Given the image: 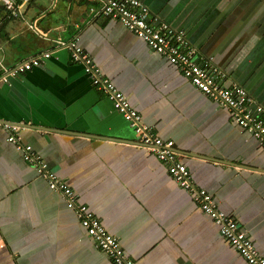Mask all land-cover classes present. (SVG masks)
<instances>
[{
	"label": "crops",
	"instance_id": "obj_1",
	"mask_svg": "<svg viewBox=\"0 0 264 264\" xmlns=\"http://www.w3.org/2000/svg\"><path fill=\"white\" fill-rule=\"evenodd\" d=\"M140 1L152 24L164 21L186 34L195 59L211 60L222 84L243 87L264 107V0ZM100 6L99 0L25 2L22 17L6 27L1 58L12 66L51 56L0 82V123H27L19 130L25 142L137 264H248L193 193L142 145L84 65L68 48H56L58 40L81 36L110 82L159 136L174 141L197 188L214 197L264 258L263 144L137 33L100 14ZM0 264H115L1 131Z\"/></svg>",
	"mask_w": 264,
	"mask_h": 264
},
{
	"label": "built area",
	"instance_id": "obj_2",
	"mask_svg": "<svg viewBox=\"0 0 264 264\" xmlns=\"http://www.w3.org/2000/svg\"><path fill=\"white\" fill-rule=\"evenodd\" d=\"M6 2L10 5L9 0ZM99 13L105 17L119 20L129 30L142 37L157 53L165 57L176 69L204 94L215 101L219 109L231 111L239 126L254 135L264 146V107L260 105L243 87H228L219 80V69L211 60L198 62L194 51L187 41L186 34L174 32L168 23L161 21L152 24L149 20V8L140 0H99ZM22 6V5H21ZM21 6L16 10L18 15ZM68 48L74 62L82 63L85 72L91 77L93 85L108 96L116 111L129 123L140 136L142 145L151 155L167 166L172 178L186 191L193 193L196 205L220 227V233L233 248L244 257L248 264H264V258L258 255L248 233L231 217L219 209L214 197L205 189L197 188L191 170L178 157L173 140L159 136L155 127L148 124L130 98L110 82L104 72L96 65L91 55L81 46V36L71 41L58 40L59 48ZM51 52L31 58L18 64L11 70L19 75L41 66ZM5 75V74H4ZM6 80V76L3 77ZM255 105L256 111L249 107ZM11 123H0V131L7 135V141L15 146L24 160L33 167L39 177L47 180L51 191L61 195L70 209L78 217L82 227L91 238L96 250L110 257L115 264H137L123 247L120 237L110 233L100 218L87 204L78 201L79 194L60 176L49 169L45 160L27 144L23 135Z\"/></svg>",
	"mask_w": 264,
	"mask_h": 264
},
{
	"label": "trees",
	"instance_id": "obj_3",
	"mask_svg": "<svg viewBox=\"0 0 264 264\" xmlns=\"http://www.w3.org/2000/svg\"><path fill=\"white\" fill-rule=\"evenodd\" d=\"M27 1L30 2L33 0H12L10 8L4 1L0 2V46L2 42H6L10 39V34L6 32V27L10 22L18 20L22 17L21 14L23 13L16 15L15 12L19 9V6L24 5ZM25 23L26 22H22L21 27H24Z\"/></svg>",
	"mask_w": 264,
	"mask_h": 264
},
{
	"label": "clouds",
	"instance_id": "obj_4",
	"mask_svg": "<svg viewBox=\"0 0 264 264\" xmlns=\"http://www.w3.org/2000/svg\"><path fill=\"white\" fill-rule=\"evenodd\" d=\"M10 1V3H11V5H12V0H9ZM7 5H8V7L10 6L6 1H4ZM25 4V3H24ZM23 6V5H22ZM22 6H21V8H22ZM10 8V7H9ZM21 8H20V11H19V14L20 13H22L21 12ZM18 14V15H19ZM22 15V14H21ZM27 29H29V28H27ZM43 53H45V52H43ZM42 53V54H43ZM42 54H40V55H42ZM35 57H37V56H35ZM32 58H34V57H32ZM29 59H31V58H28V59H25V60H21V61H18L17 63H15L14 65H12V66H8V65H6L5 63H4V61H3V59L1 58V56H0V71H1V73H0V82H2V83H6V84H8L9 82H10V80H8V79H10L11 77H19V75H21V74H24V73H21V74H19V75H13L12 73H11V70L12 69H14V67H16L18 64H22V63H24L25 61H27V60H29ZM44 60V59H43ZM39 67V66H38ZM30 71V70H29ZM25 73H27V72H25ZM5 74V75H4ZM4 76H6V80H3V77ZM4 123H11V122H4ZM11 124H13L14 126H16L17 128H19L18 130H20L21 129V126L23 125V124H21V125H18V124H15V123H11Z\"/></svg>",
	"mask_w": 264,
	"mask_h": 264
},
{
	"label": "water",
	"instance_id": "obj_5",
	"mask_svg": "<svg viewBox=\"0 0 264 264\" xmlns=\"http://www.w3.org/2000/svg\"><path fill=\"white\" fill-rule=\"evenodd\" d=\"M8 80H10V79H8ZM15 124L21 125V124H23V123H15ZM25 126H28L27 123H26V125L21 126V127H25Z\"/></svg>",
	"mask_w": 264,
	"mask_h": 264
},
{
	"label": "rangeland",
	"instance_id": "obj_6",
	"mask_svg": "<svg viewBox=\"0 0 264 264\" xmlns=\"http://www.w3.org/2000/svg\"><path fill=\"white\" fill-rule=\"evenodd\" d=\"M39 12H42L41 10ZM24 13H27L26 11ZM23 52L20 53V55L22 54Z\"/></svg>",
	"mask_w": 264,
	"mask_h": 264
}]
</instances>
